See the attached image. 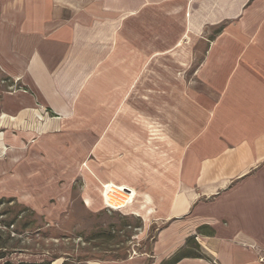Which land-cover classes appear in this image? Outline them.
<instances>
[{
  "label": "crops",
  "instance_id": "crops-1",
  "mask_svg": "<svg viewBox=\"0 0 264 264\" xmlns=\"http://www.w3.org/2000/svg\"><path fill=\"white\" fill-rule=\"evenodd\" d=\"M0 68L22 91L7 115H50L21 129L18 142L38 136L14 178L58 181L97 156L103 175L113 162L107 182L161 192L172 230L212 223V247H241L225 264H264V0H0ZM170 140L173 156L146 145Z\"/></svg>",
  "mask_w": 264,
  "mask_h": 264
},
{
  "label": "rangeland",
  "instance_id": "rangeland-1",
  "mask_svg": "<svg viewBox=\"0 0 264 264\" xmlns=\"http://www.w3.org/2000/svg\"><path fill=\"white\" fill-rule=\"evenodd\" d=\"M213 34L211 31L210 36ZM200 56L197 54L189 67L181 64L183 85L195 84L192 69ZM5 78L0 68V264H225L239 260L241 247L229 239L220 238L212 247L216 238L212 223L195 228L186 237L183 223L178 225L179 231L172 230L174 223L158 216L161 192L147 193L149 198L135 197L120 211L105 208L102 185L135 192L127 185L107 182L109 178L104 176L112 175L113 162L103 175V163L97 156L83 157L81 163L65 169L58 181L50 177L45 182L22 183L14 178L15 172L20 174L18 149L25 150L38 135L21 142L17 137L23 127L32 132L40 120L35 115L19 125L6 114L22 91ZM196 90L201 91L199 86ZM3 133L14 140L15 147L6 139L4 145ZM146 145L156 146L159 157L176 152L171 140ZM172 235L178 237L170 239ZM225 235L231 238L233 233ZM259 256L263 262L264 254Z\"/></svg>",
  "mask_w": 264,
  "mask_h": 264
},
{
  "label": "built area",
  "instance_id": "built-area-1",
  "mask_svg": "<svg viewBox=\"0 0 264 264\" xmlns=\"http://www.w3.org/2000/svg\"><path fill=\"white\" fill-rule=\"evenodd\" d=\"M35 117L37 118V119H39L40 120V122H43L44 120H46V119H48L49 118V114H48V112L45 110V109H38V111L35 113ZM102 203H104V207L105 208H107V209H111V210H114V208H112V207H110V205L108 206L106 203H105V197H107V198H110V196H113V195H115V193H117V191H116V189H114L113 187H109V186H107V185H102ZM124 191V189L122 190V192ZM127 191V195L128 196H131L130 198H129V200L128 201H126V206L125 207H127L129 204H131V202L134 200V198H135V195L133 194V192L131 191V190H126ZM106 205V206H105ZM124 207V208H125ZM123 209V208H122ZM122 209H120V210H122ZM120 210H118V211H120ZM263 261V260H262ZM264 262V261H263Z\"/></svg>",
  "mask_w": 264,
  "mask_h": 264
},
{
  "label": "bare ground",
  "instance_id": "bare-ground-1",
  "mask_svg": "<svg viewBox=\"0 0 264 264\" xmlns=\"http://www.w3.org/2000/svg\"><path fill=\"white\" fill-rule=\"evenodd\" d=\"M120 189V188H119ZM123 190V188L121 189V191ZM126 197H127V201L129 200V198L131 197V196H128L126 193V191L124 190L123 192H122Z\"/></svg>",
  "mask_w": 264,
  "mask_h": 264
}]
</instances>
